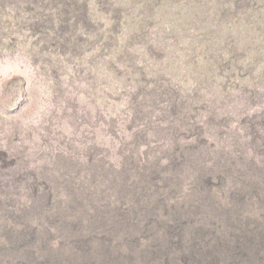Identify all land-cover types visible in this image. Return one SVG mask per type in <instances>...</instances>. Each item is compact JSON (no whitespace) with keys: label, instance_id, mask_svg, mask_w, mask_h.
<instances>
[{"label":"rangeland","instance_id":"obj_1","mask_svg":"<svg viewBox=\"0 0 264 264\" xmlns=\"http://www.w3.org/2000/svg\"><path fill=\"white\" fill-rule=\"evenodd\" d=\"M0 264H264V0H0Z\"/></svg>","mask_w":264,"mask_h":264}]
</instances>
